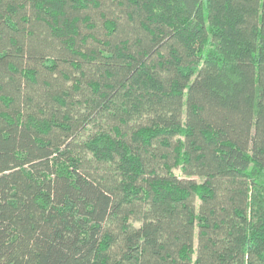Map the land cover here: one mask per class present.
Here are the masks:
<instances>
[{"label": "trees", "instance_id": "16d2710c", "mask_svg": "<svg viewBox=\"0 0 264 264\" xmlns=\"http://www.w3.org/2000/svg\"><path fill=\"white\" fill-rule=\"evenodd\" d=\"M0 264H264V0H0Z\"/></svg>", "mask_w": 264, "mask_h": 264}, {"label": "rangeland", "instance_id": "374dc122", "mask_svg": "<svg viewBox=\"0 0 264 264\" xmlns=\"http://www.w3.org/2000/svg\"><path fill=\"white\" fill-rule=\"evenodd\" d=\"M86 13L90 16L91 20L90 23L93 24V28H87L84 25H81V32L84 36H94L96 37L98 40L100 39H104V27H103V15L102 14H106V16H110L111 10L109 8H107V5L104 4L102 5L100 8H90L86 11ZM120 36V34L118 33L117 36ZM86 47H95L97 46V42L94 41L90 36L87 37V41L85 44ZM175 174H177L178 176H180V171L178 169H174L173 170Z\"/></svg>", "mask_w": 264, "mask_h": 264}]
</instances>
